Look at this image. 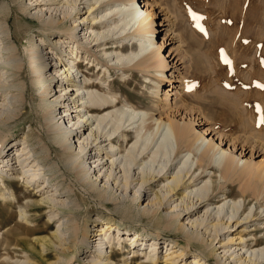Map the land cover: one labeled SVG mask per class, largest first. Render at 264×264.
I'll list each match as a JSON object with an SVG mask.
<instances>
[{
	"label": "bare ground",
	"instance_id": "bare-ground-1",
	"mask_svg": "<svg viewBox=\"0 0 264 264\" xmlns=\"http://www.w3.org/2000/svg\"><path fill=\"white\" fill-rule=\"evenodd\" d=\"M26 1L27 3L21 5L22 12L29 16V19H36L41 23L43 38L37 40L31 50L25 52L24 58L20 57V51L15 47L14 40L17 39V36L10 31L9 13L3 11V9L0 10V181L4 188L8 185L11 190H14L18 185L14 181L3 182V177L7 176L22 180L33 185L31 189L35 187L40 195L45 194L41 202L26 204L19 214L26 222L30 221L27 213L41 210L45 202L50 209L49 217L53 220L56 219L57 227L53 233L47 235L46 232L51 227V223H48L44 228L40 226L29 227L23 223H14L10 227L8 224L12 222V218H4V226L7 228H5V233H2L0 241L4 240L6 247L8 245L9 247L13 245V248L18 247L19 249L16 251L20 254L24 253L23 256L19 257V262L16 264H116V259L121 261L122 264L135 263L139 260L146 264H159V262L163 264H211L210 258L215 260V264H264V246L256 253L247 254L249 248L257 245L259 241L255 240V242L249 244L242 235H237L241 226L243 228L239 231L242 233L246 231L247 223L255 220L253 218L254 214H250V212L244 217H240V214L237 215L245 204L246 189L252 188L253 191L250 195L254 196L258 203L261 202L260 200L264 202L263 159L253 161L251 158H243V154L247 151L250 152L251 156L255 152L263 150L262 147L258 148L259 144L250 143L248 146L243 144L239 155H236L233 149H238V146H234L233 149L223 148L221 146L222 142H217L213 136H210L207 140L202 134L190 138L191 118H188L186 122L182 119H180L182 122L174 119L177 110L185 107L182 99H180L182 108L177 107V110L173 112V116L171 112L161 110L157 118H153V116L150 118L158 123V127L162 128L161 139H159L157 149L153 154H157L163 148L164 154L170 156L174 147L186 143L188 152L182 160V168L177 167L178 170L172 172L171 178L168 180V176H165L168 170L161 174L170 161L168 158L163 166L164 168H161L157 173L154 172L155 170H145L142 165L138 166L136 169L140 170L141 177L134 178L135 173L130 175V170L137 164V158L144 160L146 154L144 151L147 148V145L144 144L137 148L135 154H133L137 141L133 143V146L125 155L128 167H122L121 161L115 159L116 152L122 154L121 146L123 142L127 147L130 139L127 136V129H122L120 135L125 138L123 142L121 141V145L116 148L115 145H117L116 141L118 139L114 133L121 126L120 122L124 121L123 119H125V122L131 121L139 114L135 109L129 108L127 104L124 105L123 109L120 108L117 111V116L112 119H108L110 111L106 114H100L118 104L119 100L112 94L109 98L106 97L107 95H102V90L98 89V85L92 83L90 77L79 70L78 62L83 59L86 64H89V69L94 66L107 69L103 62L98 59V56L90 51L91 48L101 47L99 50H103L102 56L106 55L105 58L110 57L107 60L108 63L114 61L116 64H120L119 69L154 68L157 69L156 71L160 74L162 80H169L170 78L163 70L167 66V62L163 57V53L158 49L161 42L156 48L148 49L149 44L156 45V42H152L148 34L153 31L150 9L148 7L142 9L140 5H136L135 0H128L129 3L115 0L113 4L103 10L104 12L102 11L103 13H99V16H93L90 22L88 18L93 14L95 7L100 6L101 2H109L110 0ZM80 4L83 6L80 7ZM83 9H85L86 15L75 17ZM70 17L71 19L75 17L73 20L75 25L68 28L64 26V22ZM137 18L140 20V27L137 31L139 33L137 34L142 35L141 38H145L141 39L139 49L124 54L122 52L124 48L120 45L118 50H112L114 54L107 55L108 51L103 47L106 46L108 36L119 34L116 35L119 38L125 26H127L126 24ZM84 22H87V26L82 25L81 29L76 32L78 26ZM102 24L104 25L103 30L97 33L94 32L93 29L100 25L103 26ZM167 25V31L172 33V22ZM88 31L91 34L95 33L93 41L91 40L93 42L91 47H89L91 41H88L91 34L87 36ZM81 34H83V37L80 36ZM126 34L128 33L126 32L124 35ZM46 41L51 42L53 47H44ZM83 41L85 45H82ZM114 48L117 47L114 46ZM54 49L60 50L61 53H57ZM154 54H156L157 59L155 63H152L153 61L150 60ZM132 61L137 62L135 66H131L133 63L130 65ZM64 62L69 63L70 66H67ZM79 71L81 72L80 76ZM25 72H27L28 81L21 79ZM77 76L80 78L82 76L84 80L77 81ZM70 85L74 87L67 95ZM26 88L34 91L33 99H35L36 103H34L37 109L34 129L37 130V135L30 129L31 126L29 125V130L25 134L23 133L20 138L8 141V134L5 131L8 125L17 120L21 122L26 119H20L24 108L25 94L23 95V91ZM155 88L157 89L155 93L158 96V86ZM73 90H75L74 95H72ZM168 94L167 89H165L159 99L162 102H168ZM165 104L161 108L165 107ZM94 113L96 114L94 130L93 127L90 128L87 136L84 137V130L92 124L87 115ZM103 123V129H101L100 126ZM108 126L113 129L112 133L103 132ZM32 135H36L39 149L31 142ZM101 137H104V139L96 142L98 139H102ZM46 138L49 141H46ZM72 138H76V141H73V146L71 145ZM103 141L106 142L105 145L108 144L109 150L104 148ZM51 145H54L65 154L66 164L69 170L75 174L76 181L80 185L86 186L93 195L95 194L105 201L120 204L122 198L126 197L127 188L130 190V187L135 186L134 181L137 180L136 184L139 183V186L133 191L131 202H138V196L141 190H144L142 200L144 199L146 203L139 211L148 216L150 215L157 228L173 229L183 234L187 239V243L170 239L161 240L155 234H150L149 238L141 236L139 231L130 233L127 228H120L108 218H94L97 222L91 227L88 221L80 225L77 218L79 212L76 207L68 205L71 202V200L66 201L69 197L65 196L59 189L58 183L51 180L57 174L54 173L51 176L45 174L48 169L51 171L55 167L58 168L54 161L50 163L45 161L52 151ZM249 146L250 149L247 148ZM202 147L204 150L199 155L196 167L192 171L191 168L185 169L189 158L188 154ZM86 160H91V163L89 162L86 165ZM206 160L208 163L205 162ZM108 162L106 170L102 173L105 164ZM204 162L209 167L213 164L220 169L218 174L221 182L218 185L219 189L226 187L227 184H236L246 179L247 183L240 188L241 197L237 200H225L215 209L214 207L211 209L209 205L211 198L207 192L209 191L208 183L205 182L203 186L197 187V189L191 188L193 181L203 176L202 172L198 175H194V173L203 168ZM121 170L122 174L118 176L117 174ZM133 170L135 169L133 168ZM41 175L43 177L40 180ZM163 178L167 181L166 185L161 186L159 192L155 191L154 196L151 197L149 190L153 188V181L159 182ZM110 179L115 182L117 189L123 187L121 189V192L124 191L123 194L120 193L121 195L116 196L115 192H111L112 183L109 182ZM71 189L72 187L67 185V192H71ZM27 196H32L30 191L26 192ZM0 198L4 203L12 204L7 201L4 194ZM175 198H180V201H174ZM19 201V198L14 199V202ZM26 208H29V210ZM64 208L70 210L69 213L63 212ZM164 209L168 211L162 212ZM34 219L36 220L38 217L34 216ZM202 229H204L203 232ZM33 234L41 236L46 234L45 237H39V241L42 243V251L37 247L38 240L30 239ZM129 236L132 238H129ZM18 239H21V241ZM190 243L195 245L196 251L187 248ZM217 243V248H221L222 251H216ZM121 244L122 246H120ZM123 246L129 248L127 250H129L130 255H127L123 250ZM144 248L146 249L142 250ZM7 249V253H9V248ZM160 249L165 252L160 251ZM243 250L244 252H242ZM190 256L191 260L187 262L186 259Z\"/></svg>",
	"mask_w": 264,
	"mask_h": 264
},
{
	"label": "rangeland",
	"instance_id": "rangeland-1",
	"mask_svg": "<svg viewBox=\"0 0 264 264\" xmlns=\"http://www.w3.org/2000/svg\"><path fill=\"white\" fill-rule=\"evenodd\" d=\"M116 1H125L124 3H129L131 0ZM113 2H115V0L101 2L102 4L100 6L98 5L96 6L97 8L95 7L88 21L91 22L90 19L93 16H99V13H103V10L113 4ZM23 3H27V1L0 0V7H2L0 10L3 9V11L9 13L8 21L10 31L13 35L17 36L14 42L16 49L20 51L21 58H24L25 52L31 50L35 43H37V40L39 41L40 38H43L41 23L36 19H29V16H26L24 12H22L21 5ZM135 3L138 6L140 5L142 9L148 7L152 12L151 19L153 31L148 34L152 42H156V45L149 44L148 49L156 48L161 42L158 49L163 53V57L167 62V66L163 70H165L164 73L170 79L167 81L162 80L160 74L156 71L157 69L154 68L145 69L142 67L141 69L140 67L139 69L133 67L125 68L124 70L119 69L121 66L120 64H116L114 61L108 63L107 60L110 57L105 58L106 55L102 56L103 50H99L101 47L95 49L91 48L90 51L98 56V59L103 62L108 71L104 69V67L99 68V66H94L89 69V64H86L83 59L78 62L79 70L90 77L92 83L98 85V89L102 90V95H107L106 97L109 98L112 94L119 100L118 104L100 114H106L110 111L108 119H112L117 116V111L120 108L123 109L124 105L127 104L129 108L135 109L140 115H137L138 117L136 116L131 121L125 122V119H123L124 121L120 122L121 126L114 133L118 139L116 141L117 145L115 146L118 148V146L121 145V141L123 142L125 137L121 136L120 132L124 128L127 129V136L130 142L127 143V147L123 142L121 146L122 154L116 152L115 159L121 161L122 167H128L125 155L129 152L133 143L137 141L133 154H135L137 148L146 144L147 148L144 151L146 154L143 153L145 154L144 160L137 158V164L131 168L130 175L135 173L134 178L141 177L140 170L136 169L141 165L145 167V170H155L154 172L157 173L161 168H164L163 166L169 158V163H167V166L161 172L162 174L168 170L165 176H168L169 180L172 172L178 170L177 167L182 168V160L188 152V147L186 143H183L179 147H174L170 156L164 154L163 148L154 155L153 153L157 149L156 147L158 146L159 139H161L162 128L158 127V123L150 117L153 116V118H157L161 110L168 111V113L171 112L173 116V112L177 110V107L182 108L181 104L183 102L185 107L177 110L174 119H182L186 122L188 118H191L190 138H195L198 134H202L207 140L210 136H213L217 142H222L221 146L223 148L229 147L233 149L234 146H238V149H233L236 155H239L241 145L243 144H247V146L250 143H255V145L259 144L258 148L260 149L262 147L263 150L255 152L251 156L250 152L247 151L243 154V158H251L253 161L263 159L264 163V0H135ZM142 4L144 5L142 6ZM82 6L83 5L80 4V7ZM84 11L85 9L77 13L75 17L86 15ZM74 18L71 19L70 17L66 20L64 26L69 28L75 25L73 22ZM139 19L137 18L127 23V26H125L119 38L116 36L119 34L115 36L110 35L111 37L108 36V41L105 44L106 46L103 47L108 51L107 55H112L113 51L120 48V45L124 48L122 51L124 54L139 49L141 39H145L141 38L142 35L137 34L139 33L137 31L140 27ZM169 22H172L173 25L171 29L172 33L171 31H167V24H169ZM86 24L87 22L80 24L76 32L81 29L82 25L87 26ZM103 27L104 25H100L93 30L97 33L102 31ZM88 30L91 31L89 28ZM90 31H88L87 36L91 34ZM124 32L128 34L124 35ZM94 34L95 33L88 37V41L93 39ZM80 36L83 37V34ZM84 41L82 45H85ZM92 41L89 47L93 45ZM45 43L46 45L44 44V47H53L51 42L49 43L46 41ZM114 46L117 48H114ZM55 51L61 53L60 50L56 49ZM156 59L157 56L154 54L150 61L155 63ZM132 63L133 65H131ZM136 63L137 62L134 63V61H132L130 65L135 66ZM65 64L70 66L69 63ZM78 74L80 76L81 72L79 71ZM79 76H77V81L84 80L82 76L81 78ZM21 79L28 81L27 72L22 75ZM156 86H158V96L155 93L157 90L155 88ZM73 87V85H70L67 95H69ZM165 89H167L169 93L168 102H162L159 99L160 95L162 97ZM74 91L75 90L72 91V95L75 94ZM23 92V95L25 94L23 101L24 108L20 119H26L21 121L22 123L17 120L8 125V128L5 129L8 134V141L20 138L23 133L25 134L29 130V125L31 126L30 129L37 135V130L34 129L36 126L34 119L35 116H37V109L35 108L36 102L35 99H33L34 91L26 88ZM180 99H182V102ZM164 103H166L165 107L161 108ZM83 111H85V109H83ZM57 112H59V110H57ZM95 115V113L87 115L92 124L84 130V137L87 136L90 128L93 127L94 130L96 125ZM182 120L180 121L182 122ZM130 122L132 123L129 125ZM104 123L100 126L101 129H103ZM111 129L112 128L108 126L103 132L108 131L112 133L113 129ZM36 135H32L31 142L39 149ZM101 138L102 139H98L96 142L104 139V137ZM71 140V145L73 146V141H76V138H72ZM46 141L49 140L46 138ZM105 143L106 142L103 141L102 145L109 150L110 147H108V144L105 145ZM75 144L77 145V142ZM53 146L49 158L45 161L48 163L54 161L58 165V168L55 167V169L53 168L51 171L48 169L45 174L47 176H51L54 173L57 174V176L53 177L51 180L52 182L58 183L59 189L65 196L69 197L66 200H71L68 205L76 207V210L79 212L77 218L80 225L88 221L91 227L97 222L94 218H108L120 228H127L130 233L139 231L141 236L143 235L150 238V234H155L161 240L170 239L187 243V239L183 234L173 229L157 228L152 222L150 215L148 216L139 211L146 203L144 199L142 200L144 190H141L138 196V202H131V195L139 186V183L136 184L137 180L134 181L135 186L130 187V190L127 188L126 197L124 196L125 198H122L123 202L121 201L120 204H116L113 201H105L95 194L93 195L86 186H82L76 181L75 174L69 170L66 164L65 154L62 153L60 149L55 146L54 148ZM203 147L199 150L191 151V155L188 154L189 158L185 169L191 168L192 171V169L196 167L199 155L204 150ZM116 148L114 147L117 151ZM247 148L250 149V146ZM42 154L39 155L41 156ZM89 162L91 163V160H86V165H88L87 163ZM205 162L208 163L207 160ZM205 162L203 163V168H200L194 173V175H198L202 172L203 176L193 181L191 188L197 189V187L203 186L205 182L208 183L209 191L207 192L208 196L211 198L209 203L211 209H213V207L215 209V207L222 204L225 200H237L241 197L240 188L247 183L246 179L236 184H227L226 187L219 189L218 185L221 182L218 178V174L220 169L213 164L209 167ZM108 164L109 162L105 164L102 173H104ZM133 168L135 170H133ZM137 171L139 172L138 174ZM121 174L122 170L117 175L120 176ZM42 177L41 175L39 179L41 180ZM8 181H14L18 185V189L11 190L8 185L4 188V185L0 181V197L4 194L7 197V201L12 203L11 205L6 204L0 198V239L2 233L6 231L5 228H7L4 226L5 223L3 222V219L6 217L12 218V222L8 224L10 227L13 226L14 223H23L25 226L29 227L40 226L44 228L48 223H51V227L48 228L46 234L49 235L53 233L57 227V223L56 219L53 220L49 217L50 209L47 203H43L41 210L29 211L27 213L30 221L26 222L19 214L22 212L23 206L28 203L41 202L45 194L40 195L35 187L31 189L33 185L25 181L23 182L22 180L7 176L3 177V182ZM109 182L112 183L111 187L113 190L111 189V192H115L116 196L122 192L124 193V191L121 192L123 187L117 189L114 181L110 179ZM166 183L167 181H165L164 178L159 182L153 181L154 190L153 188L149 190L151 197L154 196L153 193L155 191L159 192V188L166 185ZM67 185L72 187L71 192H67ZM27 191H30L32 196L26 197ZM252 191V188L246 189L245 204L241 212L237 215L240 214V217H244L250 212V214H254L253 218H255V220H251L247 223L248 227L246 231L241 233L239 231L243 228L241 226L238 229V234L235 232V235H242L244 240H247L249 244L255 242V240L259 241L257 245L249 248L247 254L250 253V255L256 253L264 246V202L260 200L261 202L258 203L255 197L250 195ZM225 197L226 199H224ZM15 198H19L20 201L14 202ZM174 201L179 202L180 198H175ZM26 209L29 210V208ZM69 211L70 210L64 208L63 212L69 213ZM163 211L167 212L168 210L164 209L162 212ZM200 215H202V213H200ZM34 216L38 217V219L35 220ZM203 231L204 229H202V232ZM46 234L43 236L33 234L30 238L36 239V241L38 240L37 247L41 251L42 243L39 241V237H45ZM129 238L132 237L129 236ZM18 240L21 241V239ZM2 241H0V264H16L19 262V257L23 256L24 253L20 254L17 252L19 248H13V245L10 247L8 245L6 247V243L4 240ZM120 246H122V244ZM217 246L218 243L216 244V251H222V249L217 248ZM51 247H53V245H51ZM7 248H9V253H7ZM187 248L191 251H196L194 244L190 243ZM127 249L129 248H124L123 246V250H125L127 255H130ZM145 249L146 248L142 250ZM160 251L165 252L162 249H160ZM242 252H244V250ZM190 260L191 256L187 257L186 261L189 262ZM20 261H22V259H20ZM139 261L142 262V260ZM138 262H131L129 264L141 263ZM210 263L215 264V260L210 258ZM116 264L122 263L116 259ZM141 264L146 263L142 262ZM159 264L163 263L159 262Z\"/></svg>",
	"mask_w": 264,
	"mask_h": 264
}]
</instances>
